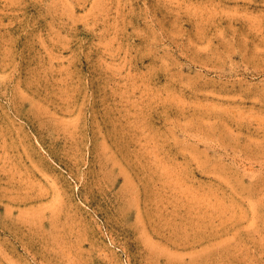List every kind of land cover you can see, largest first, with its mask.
I'll return each instance as SVG.
<instances>
[{"label":"rangeland","instance_id":"rangeland-1","mask_svg":"<svg viewBox=\"0 0 264 264\" xmlns=\"http://www.w3.org/2000/svg\"><path fill=\"white\" fill-rule=\"evenodd\" d=\"M0 264H264V0H0Z\"/></svg>","mask_w":264,"mask_h":264}]
</instances>
